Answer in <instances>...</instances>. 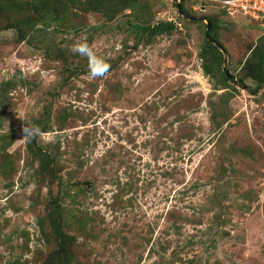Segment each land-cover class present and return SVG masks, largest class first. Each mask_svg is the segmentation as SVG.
Returning a JSON list of instances; mask_svg holds the SVG:
<instances>
[{
	"label": "rangeland",
	"instance_id": "rangeland-1",
	"mask_svg": "<svg viewBox=\"0 0 264 264\" xmlns=\"http://www.w3.org/2000/svg\"><path fill=\"white\" fill-rule=\"evenodd\" d=\"M56 1L0 0V264H47L56 211L66 264H264V32L216 0ZM158 21L174 28H132Z\"/></svg>",
	"mask_w": 264,
	"mask_h": 264
},
{
	"label": "trees",
	"instance_id": "trees-1",
	"mask_svg": "<svg viewBox=\"0 0 264 264\" xmlns=\"http://www.w3.org/2000/svg\"><path fill=\"white\" fill-rule=\"evenodd\" d=\"M77 5H79V3ZM57 6H58V8H62L65 5L60 0L58 2L57 1L53 2L52 5H50L52 13H53V11H56V7ZM84 6H85V9H80V10L86 11V10H88V8H90V10H94V8H92V7H89V6H86V5H84ZM179 7H180V11L185 14V12L182 9V0H179ZM52 15H56V14L53 13ZM62 20L63 19L61 17H58V16L57 17H51V18L39 17L37 19V22H39V25H41L43 27H48V26H50L52 24L60 23ZM205 21H206V23H208L209 27H208L206 36H205V32H204L205 39H204V42L202 44V49L203 50L200 51V56L204 60L206 54L213 52L214 53V59L216 61V66H217V65H219V61L221 59L220 52L218 51V49L214 45H212L208 41V38L211 37L210 36V31L214 27V23H213V20L211 18H209V17L205 18ZM22 23H23V20H18V21H15L13 23V26H15V28H16V39H18V40H22L24 38V34L21 31V24ZM132 28H133V30L136 33L139 34V36L145 35L146 37H150V36L155 35V34H161V33L170 32L174 28V24L171 21H158V22H156L154 24H145V25L133 24ZM205 28H206V24H205ZM201 68H202L203 73L205 75H210L212 73L211 65L208 64L207 61L206 62L204 61L201 64ZM258 68H259L258 69V71H259L258 73L261 72L263 74L264 73V45H263V51L261 52V55H260ZM221 77H222V80L227 81V80H229L231 78V75L230 76H225L224 73H221ZM260 81H259V83H261ZM237 82L240 85H242V81L237 80ZM42 156L44 158V168H46V166L49 163V159H48V156H46L44 153H42ZM53 202H55V201H53ZM54 204H56V203H54ZM50 226L52 227L53 232H54V234H55V236L57 238V243H56L55 253L50 255L47 264H49L50 260L52 261V264H59L58 262H62V264H64V263L66 264L67 260H69V258L72 257L70 255L71 252L67 253L69 258H66L65 261H62L61 259H62L63 255H65V253L68 250L70 251V249H69L70 238H69V236L67 234H65L63 232V230L61 228V222H60V219H59L58 211L55 212V216H51L50 217Z\"/></svg>",
	"mask_w": 264,
	"mask_h": 264
},
{
	"label": "clouds",
	"instance_id": "clouds-1",
	"mask_svg": "<svg viewBox=\"0 0 264 264\" xmlns=\"http://www.w3.org/2000/svg\"><path fill=\"white\" fill-rule=\"evenodd\" d=\"M70 51L87 60L89 70L88 75L90 79L104 78L109 73L111 65L104 57L98 55L87 42H79L74 44ZM21 132L23 133L22 137L26 142L37 137L44 140L48 139L46 133H43L38 126L31 123L23 124L21 127Z\"/></svg>",
	"mask_w": 264,
	"mask_h": 264
},
{
	"label": "built area",
	"instance_id": "built-area-1",
	"mask_svg": "<svg viewBox=\"0 0 264 264\" xmlns=\"http://www.w3.org/2000/svg\"><path fill=\"white\" fill-rule=\"evenodd\" d=\"M226 15H238L264 32V0H216Z\"/></svg>",
	"mask_w": 264,
	"mask_h": 264
},
{
	"label": "water",
	"instance_id": "water-1",
	"mask_svg": "<svg viewBox=\"0 0 264 264\" xmlns=\"http://www.w3.org/2000/svg\"><path fill=\"white\" fill-rule=\"evenodd\" d=\"M176 9H177V11H178L179 13L182 14V12L180 11L179 2L176 3ZM188 18L194 19V17H188ZM208 27H209V25H208V23H206L205 36L207 35ZM208 40H209V38H208ZM224 72H225V71H224ZM225 74H226V72H225ZM226 75H227V74H226Z\"/></svg>",
	"mask_w": 264,
	"mask_h": 264
}]
</instances>
